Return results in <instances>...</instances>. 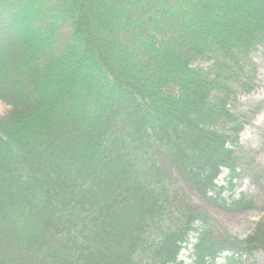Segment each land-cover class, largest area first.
Wrapping results in <instances>:
<instances>
[{
	"label": "trees",
	"instance_id": "16d2710c",
	"mask_svg": "<svg viewBox=\"0 0 264 264\" xmlns=\"http://www.w3.org/2000/svg\"><path fill=\"white\" fill-rule=\"evenodd\" d=\"M259 52L264 0H0V264L264 251Z\"/></svg>",
	"mask_w": 264,
	"mask_h": 264
},
{
	"label": "rangeland",
	"instance_id": "374dc122",
	"mask_svg": "<svg viewBox=\"0 0 264 264\" xmlns=\"http://www.w3.org/2000/svg\"><path fill=\"white\" fill-rule=\"evenodd\" d=\"M257 64L259 65V79L261 80V85L258 90L254 93L242 97V101L245 104L254 103L257 101H264V53L259 52L254 56ZM4 82H6L4 80ZM9 85V84H5ZM8 106L0 100V114L7 111ZM241 142L246 147H251L256 149L259 155V161L264 163V109L261 111L256 118L252 121L250 125L241 133ZM228 170L223 169L221 175L219 176L217 183L219 185H226ZM234 194L236 197L240 196L242 193L252 194L255 192L254 186L251 185L248 179L239 180L235 182ZM231 193H227V196ZM252 219L257 220V217H252ZM194 241V239H193ZM192 245L184 248L180 253V259L185 261L187 264H191L192 258L191 254ZM216 264H227L225 258H221ZM233 264H264V251L258 252L251 257L242 258L237 263Z\"/></svg>",
	"mask_w": 264,
	"mask_h": 264
}]
</instances>
